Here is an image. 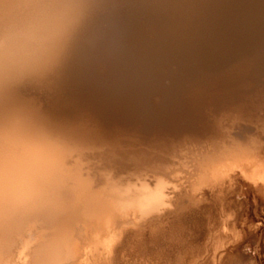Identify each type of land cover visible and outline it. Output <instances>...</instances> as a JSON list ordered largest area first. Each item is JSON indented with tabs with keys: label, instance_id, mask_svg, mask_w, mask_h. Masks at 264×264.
Segmentation results:
<instances>
[{
	"label": "bare ground",
	"instance_id": "6f19581e",
	"mask_svg": "<svg viewBox=\"0 0 264 264\" xmlns=\"http://www.w3.org/2000/svg\"><path fill=\"white\" fill-rule=\"evenodd\" d=\"M0 264H264V0H0Z\"/></svg>",
	"mask_w": 264,
	"mask_h": 264
},
{
	"label": "rangeland",
	"instance_id": "374dc122",
	"mask_svg": "<svg viewBox=\"0 0 264 264\" xmlns=\"http://www.w3.org/2000/svg\"><path fill=\"white\" fill-rule=\"evenodd\" d=\"M194 205L196 206V204H193V207H194ZM252 253H253V254H252ZM248 254H249V255H251V254H252V256H257V254H256V255H254V254H255V253H254V251H251V250H249V251H248Z\"/></svg>",
	"mask_w": 264,
	"mask_h": 264
}]
</instances>
